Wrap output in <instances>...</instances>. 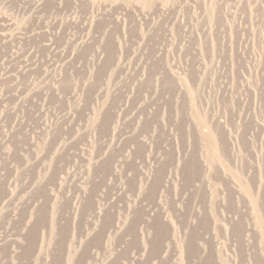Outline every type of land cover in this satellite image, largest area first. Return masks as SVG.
Instances as JSON below:
<instances>
[{"label": "rangeland", "instance_id": "1", "mask_svg": "<svg viewBox=\"0 0 264 264\" xmlns=\"http://www.w3.org/2000/svg\"><path fill=\"white\" fill-rule=\"evenodd\" d=\"M0 264H264V0H0Z\"/></svg>", "mask_w": 264, "mask_h": 264}]
</instances>
